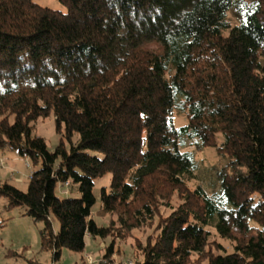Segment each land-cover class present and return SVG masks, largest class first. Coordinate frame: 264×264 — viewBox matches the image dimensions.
I'll return each mask as SVG.
<instances>
[{
	"label": "trees",
	"instance_id": "trees-1",
	"mask_svg": "<svg viewBox=\"0 0 264 264\" xmlns=\"http://www.w3.org/2000/svg\"><path fill=\"white\" fill-rule=\"evenodd\" d=\"M58 1L65 12L0 0V151L39 165L25 191L0 181L3 209L41 221L38 246L56 262L86 236L152 224L175 192L130 264H264V0ZM51 114L62 136L52 150L33 133ZM205 147L226 159L211 195L187 186ZM105 174L97 214L115 219L98 225L93 185ZM65 182L78 196L55 194ZM208 226L231 252L208 249Z\"/></svg>",
	"mask_w": 264,
	"mask_h": 264
},
{
	"label": "rangeland",
	"instance_id": "rangeland-1",
	"mask_svg": "<svg viewBox=\"0 0 264 264\" xmlns=\"http://www.w3.org/2000/svg\"><path fill=\"white\" fill-rule=\"evenodd\" d=\"M34 1L41 6L61 12L66 11V7L58 0ZM228 18L232 24L236 22L233 14L228 13ZM261 59L264 61V55L261 56ZM185 122V115L174 112L173 124L175 126L183 125ZM33 133L41 136L50 150L58 144L62 137L61 132L55 131L52 114L45 118H38L33 124ZM191 149L192 147H186L183 151ZM96 154L100 155L99 153ZM225 160L224 157L218 156L212 147H205L195 152L193 158L195 170L192 173V177L189 178L187 186L194 188L199 185L208 195L217 191L218 182L215 171L224 165ZM38 167V164L33 167L28 158L21 157L14 152L0 151V181H7L22 191L26 189L29 174ZM109 183L110 174H105L102 177L94 179L93 194L96 201L92 207V217L98 225H107L110 219H115L114 215L97 214L100 187L105 186L108 188ZM64 190H67V192ZM55 194L59 197L78 196L76 186L65 188L61 184L56 186ZM168 201L166 205L160 203L156 210L155 221L152 224L132 229L125 237L115 234H110L105 239L86 236L85 246L81 252L63 248L60 259L54 262L52 261L51 254L46 250L40 249L38 246V229L42 226V222L33 221L24 213L21 207L4 210L3 206L6 203V199L0 198V220L3 221V225L0 228V264L19 263L27 257L45 264H130L138 256L137 242H145L148 235L155 234V224L158 217L168 215L171 209L179 204L181 199L174 192ZM51 222L53 229L56 231L58 228L57 220L52 218ZM114 225H116V229L118 224L114 222ZM206 229L209 231L208 249L210 251L217 253L218 251L231 252L233 250L234 242L232 240L221 237L211 226H208ZM110 243L113 245V252L108 257H103L105 249Z\"/></svg>",
	"mask_w": 264,
	"mask_h": 264
},
{
	"label": "built area",
	"instance_id": "built-area-1",
	"mask_svg": "<svg viewBox=\"0 0 264 264\" xmlns=\"http://www.w3.org/2000/svg\"><path fill=\"white\" fill-rule=\"evenodd\" d=\"M67 186H68V183H67V182H65V183H64V187H67Z\"/></svg>",
	"mask_w": 264,
	"mask_h": 264
}]
</instances>
